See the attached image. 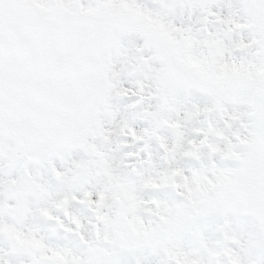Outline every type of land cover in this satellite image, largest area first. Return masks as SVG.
I'll return each instance as SVG.
<instances>
[{"label": "snow or ice", "instance_id": "6c2138e0", "mask_svg": "<svg viewBox=\"0 0 264 264\" xmlns=\"http://www.w3.org/2000/svg\"><path fill=\"white\" fill-rule=\"evenodd\" d=\"M0 264H264V0H0Z\"/></svg>", "mask_w": 264, "mask_h": 264}]
</instances>
